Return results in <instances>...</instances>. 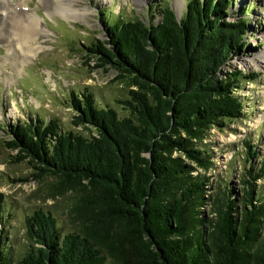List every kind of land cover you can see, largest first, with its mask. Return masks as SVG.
I'll use <instances>...</instances> for the list:
<instances>
[{"label":"trees","instance_id":"16d2710c","mask_svg":"<svg viewBox=\"0 0 264 264\" xmlns=\"http://www.w3.org/2000/svg\"><path fill=\"white\" fill-rule=\"evenodd\" d=\"M231 6L233 0H189L180 21L168 4L157 23L108 19L107 40L86 45V55L128 83L122 103L130 113L99 106L91 93H71L74 124L90 137L63 131L58 120L8 126L6 144L18 162L28 159L32 177L50 176L76 195L75 229L65 234L52 212L26 217L31 244L18 264H264V239L252 240L264 212L254 204L255 183L264 179V157L258 168L252 163L257 146L245 143L246 222L238 228L237 201L224 195L209 237L204 218L195 217L207 179L172 156L210 168L199 144L212 127L244 116L237 91L252 78L225 68L247 48L249 23L245 11L228 20ZM4 198L0 192V220ZM4 239L0 229V264Z\"/></svg>","mask_w":264,"mask_h":264},{"label":"rangeland","instance_id":"374dc122","mask_svg":"<svg viewBox=\"0 0 264 264\" xmlns=\"http://www.w3.org/2000/svg\"><path fill=\"white\" fill-rule=\"evenodd\" d=\"M188 1L72 0L71 5L81 11L71 18L60 12L59 0H0V192L5 196L0 229L5 234V264H18L29 249L25 220L35 210L52 212L62 234L75 229L70 211L76 199L69 187H61L50 176L35 180L28 159L17 161V151L6 144L10 140L8 126L36 119L47 123L58 120L63 131L90 137L89 130L74 124L76 113L69 108L71 93H91L99 106L129 116L128 106L122 103L130 98L128 83L113 69L97 68V60L86 55V45L106 41L111 20L157 23L162 19L164 4L172 6L175 14H183ZM244 11L249 23L247 48L225 68L226 72L237 70L252 78L243 80L237 91L246 108L244 116L227 121L226 127H212L199 144L212 158L210 168L198 167L180 153L172 155L194 169L192 176L207 179L195 217L204 218L202 227L208 237L224 195L237 201L238 228L246 222L250 207L245 203V182L250 180L247 170L251 164L245 143L257 146L260 156L252 160L257 168L264 157V0H233L228 20H235ZM254 191L258 200L254 204L262 211L264 179L255 183ZM254 227L259 232L252 240L258 244L264 239V212Z\"/></svg>","mask_w":264,"mask_h":264},{"label":"bare ground","instance_id":"6f19581e","mask_svg":"<svg viewBox=\"0 0 264 264\" xmlns=\"http://www.w3.org/2000/svg\"><path fill=\"white\" fill-rule=\"evenodd\" d=\"M72 2V0H59V4H61L62 5V7H61V13H63V14H65V15H67V17L69 16V17H71V18H75V16H77V15H79V13H80V9L78 8V7H76V6H73V5H71V2ZM58 4V3H57ZM73 4V3H72ZM54 5V4H53ZM59 8V7H58ZM59 10V9H58ZM86 10H82V12L84 13ZM58 13V12H57ZM30 16V15H29ZM31 19H32V17H31ZM33 21L32 22H35V24H37L38 22L35 20V19H32ZM35 20V21H34ZM38 26V25H37ZM37 26H36V28H37ZM36 30H38V28L36 29ZM257 65L259 64L257 61H254Z\"/></svg>","mask_w":264,"mask_h":264},{"label":"water","instance_id":"95a60500","mask_svg":"<svg viewBox=\"0 0 264 264\" xmlns=\"http://www.w3.org/2000/svg\"><path fill=\"white\" fill-rule=\"evenodd\" d=\"M176 16H177L178 21H180L183 14H180L179 12L176 11Z\"/></svg>","mask_w":264,"mask_h":264}]
</instances>
